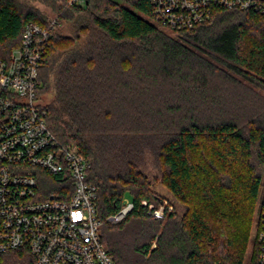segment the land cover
I'll list each match as a JSON object with an SVG mask.
<instances>
[{"label": "trees", "instance_id": "16d2710c", "mask_svg": "<svg viewBox=\"0 0 264 264\" xmlns=\"http://www.w3.org/2000/svg\"><path fill=\"white\" fill-rule=\"evenodd\" d=\"M69 2L0 0V58L9 60L28 23L56 20L40 110L59 142L90 163L106 249L117 264H244L264 182V14L217 9L192 30L170 32L150 21L151 0ZM32 172L47 193L70 184ZM150 178L180 213L172 203L155 220L142 206L164 201ZM126 194L133 211L109 221ZM20 258L13 252L5 263Z\"/></svg>", "mask_w": 264, "mask_h": 264}, {"label": "built area", "instance_id": "2783aa9c", "mask_svg": "<svg viewBox=\"0 0 264 264\" xmlns=\"http://www.w3.org/2000/svg\"><path fill=\"white\" fill-rule=\"evenodd\" d=\"M151 3L153 21L170 32L192 30L217 9L264 14V0ZM55 25L56 20L49 27L28 23L9 60L0 58V264L13 252H20L16 264H117L102 240L98 193L88 181L90 163L78 148L59 142L40 110L39 71ZM32 169L68 178L70 184L60 186V193H47L48 182ZM262 191L255 233L259 264H264V182ZM142 206L155 220H162L167 209L163 202L143 200ZM133 209L131 201L124 202L108 220L117 223Z\"/></svg>", "mask_w": 264, "mask_h": 264}, {"label": "rangeland", "instance_id": "374dc122", "mask_svg": "<svg viewBox=\"0 0 264 264\" xmlns=\"http://www.w3.org/2000/svg\"><path fill=\"white\" fill-rule=\"evenodd\" d=\"M34 5L36 7H38L40 10H42L43 12H45V14L48 15L50 18H53V19L57 18V15L54 13V11L50 7L45 6L44 4H41L39 2L34 3ZM150 21L155 24V22L153 20H150ZM59 30L62 31L63 26L62 27L60 26ZM51 97H52L51 95L46 96L45 101L47 102V100L51 99ZM150 180L153 182V186H152L153 191L156 194H158L159 196L163 197V200H164L163 203L165 204L166 208H168V205L170 206L173 203V206H172L173 210L176 209L178 211V213H180L181 207L178 205L177 201L174 199L173 195H171V193L169 192L167 187L163 186V184L159 183V181H156V182L153 181L152 178H150ZM261 196H262V194H261ZM131 200H132L131 194H126V196L124 198V202L131 201ZM261 201H262V199H260V202H259L260 204H261ZM166 202H167V204H166ZM260 204H258L257 211H256L255 216H254L252 231L250 233V238L248 240L247 247L245 250L244 264H251L252 259H254V256L256 255V252H257L255 233H256V228H257L256 225H257V220H258V210H259Z\"/></svg>", "mask_w": 264, "mask_h": 264}]
</instances>
